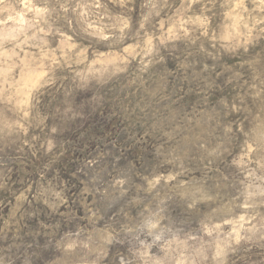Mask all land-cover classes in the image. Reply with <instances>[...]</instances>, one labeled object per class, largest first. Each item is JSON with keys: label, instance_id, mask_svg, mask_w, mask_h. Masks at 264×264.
Segmentation results:
<instances>
[{"label": "rangeland", "instance_id": "1", "mask_svg": "<svg viewBox=\"0 0 264 264\" xmlns=\"http://www.w3.org/2000/svg\"><path fill=\"white\" fill-rule=\"evenodd\" d=\"M0 264H264V0H0Z\"/></svg>", "mask_w": 264, "mask_h": 264}, {"label": "bare ground", "instance_id": "2", "mask_svg": "<svg viewBox=\"0 0 264 264\" xmlns=\"http://www.w3.org/2000/svg\"><path fill=\"white\" fill-rule=\"evenodd\" d=\"M235 23V22H234ZM33 74V73H32ZM27 76V75H26ZM36 81V79H35V77L34 78H32V82H35ZM26 94V93H25Z\"/></svg>", "mask_w": 264, "mask_h": 264}]
</instances>
